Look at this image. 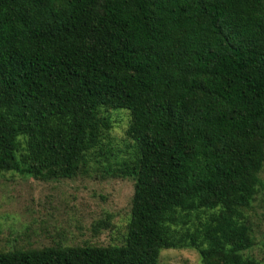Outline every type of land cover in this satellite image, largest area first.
Returning <instances> with one entry per match:
<instances>
[{
  "label": "trees",
  "instance_id": "16d2710c",
  "mask_svg": "<svg viewBox=\"0 0 264 264\" xmlns=\"http://www.w3.org/2000/svg\"><path fill=\"white\" fill-rule=\"evenodd\" d=\"M119 109L133 150L113 163ZM263 168L264 0H0V174L134 182L122 244L0 264H263L246 254Z\"/></svg>",
  "mask_w": 264,
  "mask_h": 264
},
{
  "label": "rangeland",
  "instance_id": "374dc122",
  "mask_svg": "<svg viewBox=\"0 0 264 264\" xmlns=\"http://www.w3.org/2000/svg\"><path fill=\"white\" fill-rule=\"evenodd\" d=\"M107 133L115 155L128 160L131 141L125 131L129 113L110 112ZM24 143H21V148ZM264 183V168L259 173ZM131 178L89 169L73 178L41 179L6 171L0 174V251L43 248L55 244H122L133 194ZM247 214L252 222L253 245L246 254L264 264V189L256 194ZM198 250L164 248L159 264H199Z\"/></svg>",
  "mask_w": 264,
  "mask_h": 264
}]
</instances>
